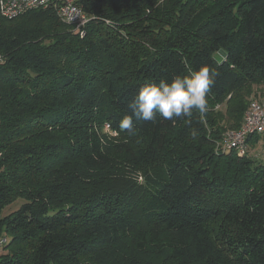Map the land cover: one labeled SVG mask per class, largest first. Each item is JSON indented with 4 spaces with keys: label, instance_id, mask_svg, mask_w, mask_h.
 Wrapping results in <instances>:
<instances>
[{
    "label": "trees",
    "instance_id": "obj_1",
    "mask_svg": "<svg viewBox=\"0 0 264 264\" xmlns=\"http://www.w3.org/2000/svg\"><path fill=\"white\" fill-rule=\"evenodd\" d=\"M76 3L80 29L0 15V264H264V135L216 149L264 85V0ZM204 64L206 116L119 129L140 87Z\"/></svg>",
    "mask_w": 264,
    "mask_h": 264
},
{
    "label": "clouds",
    "instance_id": "obj_2",
    "mask_svg": "<svg viewBox=\"0 0 264 264\" xmlns=\"http://www.w3.org/2000/svg\"><path fill=\"white\" fill-rule=\"evenodd\" d=\"M219 74L217 68L204 64L187 75L146 83L128 102L130 115L119 121V129L135 134V121L153 122L159 116L172 122L183 119L190 122L194 114L206 116L209 111L207 97ZM196 135L193 131L192 136L195 138Z\"/></svg>",
    "mask_w": 264,
    "mask_h": 264
},
{
    "label": "built area",
    "instance_id": "obj_3",
    "mask_svg": "<svg viewBox=\"0 0 264 264\" xmlns=\"http://www.w3.org/2000/svg\"><path fill=\"white\" fill-rule=\"evenodd\" d=\"M48 7L54 9L63 23L75 29L82 28L87 22L76 0H0V15L10 20L24 12ZM255 133L264 135V101L250 98L240 128L225 132L216 149L236 151L241 155L247 148V136Z\"/></svg>",
    "mask_w": 264,
    "mask_h": 264
},
{
    "label": "rangeland",
    "instance_id": "obj_4",
    "mask_svg": "<svg viewBox=\"0 0 264 264\" xmlns=\"http://www.w3.org/2000/svg\"><path fill=\"white\" fill-rule=\"evenodd\" d=\"M219 56H221V54L220 53H217L216 57L218 58ZM251 95L252 96H250V97H253V98L255 97V98H258L260 100H264V85H260V86L254 87L253 92H252ZM250 97L247 98L248 99V102H249ZM218 109L222 113L225 112V107L224 106H219ZM243 116L244 115H242L241 123L243 121ZM222 135H221V137H222ZM255 135H259L260 136L262 134H256L255 133ZM248 153H249L248 154L249 157H253V158L258 159V160L262 159V161H264V144L261 143V142H259L258 144H256L254 146V148L249 149V152ZM22 202H23L22 200H16L15 202H13L10 206H8L4 210V213H8L9 210H12V211L16 210L17 208H19V206H20V204Z\"/></svg>",
    "mask_w": 264,
    "mask_h": 264
}]
</instances>
